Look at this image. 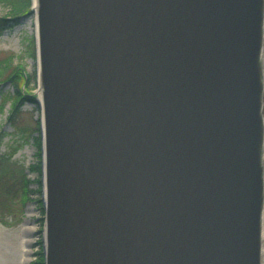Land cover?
<instances>
[{
  "label": "water",
  "instance_id": "water-1",
  "mask_svg": "<svg viewBox=\"0 0 264 264\" xmlns=\"http://www.w3.org/2000/svg\"><path fill=\"white\" fill-rule=\"evenodd\" d=\"M35 11L44 264H263L264 0Z\"/></svg>",
  "mask_w": 264,
  "mask_h": 264
},
{
  "label": "rangeland",
  "instance_id": "rangeland-1",
  "mask_svg": "<svg viewBox=\"0 0 264 264\" xmlns=\"http://www.w3.org/2000/svg\"><path fill=\"white\" fill-rule=\"evenodd\" d=\"M6 13L0 5V16ZM33 28L28 15L0 32V264H35L43 256L42 191L31 169L38 162L34 138L41 125L39 105L32 100L38 86ZM12 69L18 74L3 80Z\"/></svg>",
  "mask_w": 264,
  "mask_h": 264
},
{
  "label": "trees",
  "instance_id": "trees-1",
  "mask_svg": "<svg viewBox=\"0 0 264 264\" xmlns=\"http://www.w3.org/2000/svg\"><path fill=\"white\" fill-rule=\"evenodd\" d=\"M0 5L4 6L7 9L6 15L0 16V32H2L3 30L15 25L21 17L29 15V10L31 8V0H0ZM31 45H32L31 52L33 56H35V46L33 45V42L31 43ZM16 69H12L10 71V74L6 76V78L3 80H9V79H12L13 76H16L18 74ZM0 81H2V78H0ZM20 99H23V96H21ZM34 145L36 147V157H37L38 162L35 166H32L31 169L34 170L38 174V178L36 179L35 182L38 185V191L41 193L42 191V179H41L42 177V168H41L42 155H41V136L39 133H38V136L34 138ZM24 192H27L26 187H25ZM25 200L26 198L24 197L22 202L24 203ZM38 202H41V200L39 199ZM3 216L4 215H1L0 218ZM40 260L38 263H35V264H43L44 257L42 256Z\"/></svg>",
  "mask_w": 264,
  "mask_h": 264
},
{
  "label": "bare ground",
  "instance_id": "bare-ground-1",
  "mask_svg": "<svg viewBox=\"0 0 264 264\" xmlns=\"http://www.w3.org/2000/svg\"><path fill=\"white\" fill-rule=\"evenodd\" d=\"M33 7H35V10H36V0H33ZM33 18H34V28H33V32L34 34L36 35L37 34V18H36V11L35 13L33 14ZM262 86H263V89H264V79L262 81ZM37 96L39 98V101H40V105L42 104V98H41V87H40V84H38L37 86ZM264 104V102H263ZM40 112H41V125L43 124V119H42V108L40 109ZM263 128H264V116H263ZM264 136V134H263ZM261 149H262V156H261V159H262V164L264 165V141H263V144L261 145ZM264 188V187H263ZM263 232H264V201L262 203V211H261V235H263ZM263 253H262V257L264 258V249L262 250Z\"/></svg>",
  "mask_w": 264,
  "mask_h": 264
}]
</instances>
